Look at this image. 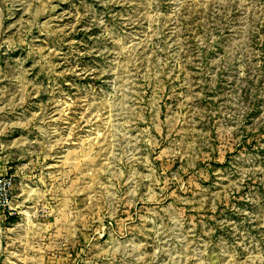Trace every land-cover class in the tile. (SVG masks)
<instances>
[{"label": "rangeland", "instance_id": "1", "mask_svg": "<svg viewBox=\"0 0 264 264\" xmlns=\"http://www.w3.org/2000/svg\"><path fill=\"white\" fill-rule=\"evenodd\" d=\"M0 192V264H264V0H0Z\"/></svg>", "mask_w": 264, "mask_h": 264}, {"label": "built area", "instance_id": "2", "mask_svg": "<svg viewBox=\"0 0 264 264\" xmlns=\"http://www.w3.org/2000/svg\"><path fill=\"white\" fill-rule=\"evenodd\" d=\"M1 193V192H0ZM2 199H4L5 202H7V195H6V191L3 192L2 194Z\"/></svg>", "mask_w": 264, "mask_h": 264}]
</instances>
